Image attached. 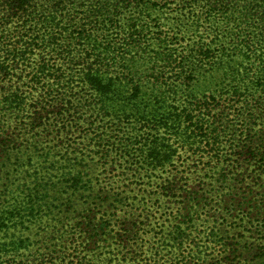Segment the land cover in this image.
Masks as SVG:
<instances>
[{"label": "trees", "instance_id": "16d2710c", "mask_svg": "<svg viewBox=\"0 0 264 264\" xmlns=\"http://www.w3.org/2000/svg\"><path fill=\"white\" fill-rule=\"evenodd\" d=\"M83 113L93 134L83 149L138 140L154 169L183 153L206 165L219 198L241 190L236 166L264 190V0H0V264H264V247L226 243V259L199 262V245L176 226L166 253L141 262L130 221L110 226L86 208L76 235L113 242L116 262L53 242L44 220L53 199L79 192L83 171L52 178L53 161L46 172L33 161H48Z\"/></svg>", "mask_w": 264, "mask_h": 264}, {"label": "rangeland", "instance_id": "374dc122", "mask_svg": "<svg viewBox=\"0 0 264 264\" xmlns=\"http://www.w3.org/2000/svg\"><path fill=\"white\" fill-rule=\"evenodd\" d=\"M84 113L80 118L78 131L68 134L64 142L56 140L52 143L53 150L48 161L43 162L45 159L42 158L38 162L37 158L33 161L35 164L32 170L40 168L42 172H46V166L53 161L51 164L58 171L53 170L52 178L65 167L83 171V185L79 192L63 191L61 199H53L51 211L44 220L46 223L42 228L53 232V242L60 240L69 246L72 243L78 251H82V255L88 254L102 260L109 258V261L116 262L117 245L113 242H110L111 245H108V242L88 243L76 235L81 231L76 222L81 215V209L86 208L92 209L96 218H108L111 221L110 226L130 221L135 232L128 237V242L134 246L144 243L141 262L147 260L150 253L156 251V247H159L158 251L160 247H165V251L169 249L170 242L164 239L167 235L169 237L175 226L181 227L186 235L189 234L199 245V248H196L199 262L226 259L229 252L222 254L223 243L230 244L233 249L247 244L264 247V190L259 183L255 185L253 182L252 185L249 182V171L244 172L245 167L230 168L231 172L243 170L245 173L241 176L243 184L240 185L242 188L237 192L236 198H219L213 193V174L207 171L206 165L194 164L193 159L196 158L186 161L188 154L183 153L179 160L175 159L163 167L154 169L145 165L137 150L138 140L125 141L128 147L124 149L122 145L120 148L117 144L114 148L104 145L105 151L109 149V152L104 153H100L95 147L83 149V144L88 145V139L93 136L91 134L85 138L90 121L86 117L87 113ZM99 124L100 129L105 125L103 122ZM76 146L79 147L77 151ZM24 168L30 167L25 165ZM248 184L253 190L250 194L248 190L243 192ZM89 186L97 196L88 195ZM188 190L193 193H207L210 203L205 205V201L195 198V195L188 196L187 199ZM65 197H69L72 203ZM193 210L197 212L191 218L189 213ZM191 219L193 222H190ZM74 238L76 241L72 240ZM182 249L189 253L191 247L185 246ZM160 251L162 255L166 253ZM234 255L232 254L230 259H234Z\"/></svg>", "mask_w": 264, "mask_h": 264}]
</instances>
